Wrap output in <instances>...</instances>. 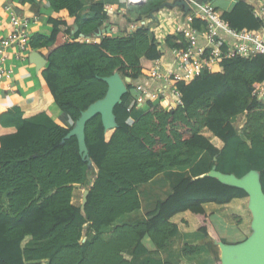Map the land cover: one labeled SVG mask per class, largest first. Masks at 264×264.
Instances as JSON below:
<instances>
[{
	"label": "trees",
	"instance_id": "trees-1",
	"mask_svg": "<svg viewBox=\"0 0 264 264\" xmlns=\"http://www.w3.org/2000/svg\"><path fill=\"white\" fill-rule=\"evenodd\" d=\"M46 1L55 14L65 12L73 21L50 17L49 33L31 37L30 46L45 49L47 62L31 111L0 102V122L14 120L15 128L0 137V264H148L146 239L156 252L174 239L178 264H222V240L206 206L223 207L229 222L249 237V224L243 226L251 216L248 194L202 175L213 171L241 179L258 172L264 194V99L256 94L264 80L263 57L220 60L215 71L176 82L180 106L147 102L145 110H128L135 84L163 56L149 26L80 43V34L91 36L109 21L104 6L92 4L79 15L84 0ZM127 5L130 12L133 5ZM214 10L233 29L263 33L248 0L221 14ZM125 20L134 22L132 15ZM73 25L78 30L71 34ZM177 38L167 36L165 43L173 48ZM115 72L130 79L113 110L117 127L104 131L99 115L85 124L84 161L76 138L65 137L80 114L105 96L101 79ZM48 103L72 124L54 122ZM178 153L183 160L176 159ZM194 157L199 159L189 171L168 170L190 165ZM161 174L171 194L141 213L140 189ZM76 189L88 192L83 210L72 203ZM180 231L193 233L195 244L176 239Z\"/></svg>",
	"mask_w": 264,
	"mask_h": 264
},
{
	"label": "crops",
	"instance_id": "crops-1",
	"mask_svg": "<svg viewBox=\"0 0 264 264\" xmlns=\"http://www.w3.org/2000/svg\"><path fill=\"white\" fill-rule=\"evenodd\" d=\"M169 1V0H165ZM163 1V2H165ZM193 3H199V4H210L214 8H217L218 12L221 14L223 12L228 11L231 9L232 6L237 1L240 0H191ZM147 0L143 3L142 6L146 4ZM162 2V3H163ZM92 4H102L104 6V10L106 11L107 15L109 16V21H106L102 27L95 30V33L91 36H84L82 34L79 35V42L82 43L83 39H90L94 40L95 43L98 42L99 38L101 36H125L129 32H132L136 28L139 27V25L147 19V15L150 10H152L154 7L158 6L159 4H156L153 6L150 10L145 13V16H141L142 20L140 19V13H134L131 14L128 12L127 9L123 6L127 5V0H84L83 2V8L81 10V13L79 15H85L87 12H89V8ZM161 4V3H160ZM132 6V5H130ZM141 6V7H142ZM133 7V6H132ZM135 7V6H134ZM137 7V8H141ZM12 13L16 15L17 17L21 19H26L27 24V31L32 37L34 34L41 33V34H48L51 30V26L47 23L48 18H59L67 20L69 23H72L73 19L68 18L67 14L65 12H62L60 14H55L52 9L49 7L46 0H33V2H28L27 0H0V38L3 36H6L10 31V24L8 20V14ZM132 15L133 23H127L125 20V16ZM181 15V12L178 9L174 10L173 13V19L171 21H174L176 23L175 28L178 25H186L184 21L179 20V17ZM161 17V12L156 14V20L153 21L149 25L150 34L153 35L154 39L161 43L160 45V52L162 53V58L160 61L163 66L173 62V56L171 54V49L169 46H167V43H165V39L167 36H175L174 32H171L168 28H166V25L164 23H161L158 18ZM198 21V20H197ZM200 28V27H199ZM197 28V29H199ZM78 30V28H77ZM99 30H104V34H98ZM75 30L71 34L76 33ZM199 44L201 45L202 42L199 41ZM162 46V47H161ZM8 57L6 62L4 63L5 69L9 70L11 72V79L10 80H2L0 82V102L3 104L11 103L13 106L19 107L24 113H27L29 110H31L36 102L35 98L40 91V83L38 80V74L43 68L47 66V62L44 59V55L46 54L45 49H34L32 48L29 53L26 54L25 58L16 60L15 59V52L14 54L10 51H8ZM32 53H37L43 57L45 60V64L42 66V68L39 70L33 61L31 60ZM136 84H144L148 85L149 90L155 91L157 88L162 87V84L156 80H150L148 78L142 79L137 81ZM48 112L51 116V119L59 124L60 126L67 127L72 124L71 120L65 116L56 105L48 103ZM143 110H145L143 108ZM131 119V118H130ZM133 119L129 120L130 122ZM14 126V120H5L3 119L0 122V137L6 134H11L15 132ZM183 159V158H181ZM199 158L194 157L191 159L190 165L187 166H181L174 169H168L171 171L179 172V173H185L189 171V169L198 161ZM215 173L213 171L207 173L205 176H213ZM220 175V174H218ZM250 175H254L258 178L259 173L258 172H250L245 177H248ZM222 176V175H221ZM233 176V175H232ZM225 177V176H222ZM214 178V177H213ZM215 179L218 180L216 177ZM223 183V182H222ZM226 185H230L228 183H223ZM164 185V184H163ZM167 185V184H166ZM160 184L155 183L154 180L151 181L149 184L143 186L140 189V196L141 201L143 202V209L141 210V213H144L145 211H151V198L154 196H157L159 191ZM75 192V191H74ZM73 192V194H74ZM171 194V188H167L166 192L163 194V198L167 197ZM206 210L210 211V221L215 226L216 231L219 234V237L222 240L223 244L229 245L232 244L235 237H238V235H234V226L229 222L230 219L228 215L226 214V211L223 207L215 206L214 204H210L206 206ZM220 222H224L225 224L221 227L218 226ZM231 228V229H229ZM238 231V230H237ZM193 233H185L179 232V236L182 237L183 240L186 242L195 244V242L190 238L189 235H192ZM239 236H243L242 234H239ZM146 239L144 241V245L146 246L148 250V254L143 257V259L146 260L148 264H163L164 262H170L172 264H178L177 259L175 256L170 257L173 253V239L169 240V242L166 243V246L163 250L156 252L154 247L147 245ZM223 240H226V242H223ZM172 242V243H171ZM151 243V242H150Z\"/></svg>",
	"mask_w": 264,
	"mask_h": 264
},
{
	"label": "built area",
	"instance_id": "built-area-1",
	"mask_svg": "<svg viewBox=\"0 0 264 264\" xmlns=\"http://www.w3.org/2000/svg\"><path fill=\"white\" fill-rule=\"evenodd\" d=\"M188 1L191 11L187 15L181 12L179 16V20L184 21L186 25H178L174 30L178 38L175 40L176 46L171 49L173 62L171 65L163 66L160 61H156L144 78L156 80L162 84V87L151 91L148 85L135 84L134 99L128 110L133 106L143 108L147 102L158 103L165 109L180 106L182 100L175 83L189 82L199 76L203 70L215 71L220 60L233 57L251 59L257 54H260L264 60V30L261 36H254L246 30L233 29L220 18L212 5ZM248 1L254 7V17L262 20L264 24V0ZM127 2L129 4L131 0ZM131 3L140 6L141 1ZM8 20L11 31L0 38V82L11 79V72L4 67L8 51L13 54L15 52V59L19 60L25 58L32 49L27 20L12 13L8 14ZM196 20L200 22L199 29L193 26ZM141 26H146L145 20L139 25ZM199 41L202 42L201 45ZM82 42L95 43L90 39H83ZM256 94L258 99H264V80Z\"/></svg>",
	"mask_w": 264,
	"mask_h": 264
},
{
	"label": "water",
	"instance_id": "water-1",
	"mask_svg": "<svg viewBox=\"0 0 264 264\" xmlns=\"http://www.w3.org/2000/svg\"><path fill=\"white\" fill-rule=\"evenodd\" d=\"M144 2L145 0H142L140 5ZM129 4L132 5L133 3L130 2ZM175 9L187 15L191 11V6L188 0H169L154 7L146 17L155 21L157 13L162 10ZM75 30L77 31V26L73 25V32ZM104 33V30H99L97 35ZM31 60L39 70L45 64L43 57L37 53H32ZM101 80L107 85L105 96L92 103L80 114L65 137V139L76 138L78 152L84 161L89 160L85 145V124L94 116L99 115L104 131L115 129L117 124L113 110L115 106L121 104V98L127 92L126 85L130 83L129 78L123 80L116 72L112 76L102 78ZM218 174L210 177H217L220 182L243 189L251 197L249 210L253 215L252 228L255 230L241 245H234L232 247L223 243L219 244L222 264H264V194L259 184V179L254 175L237 179L232 175H222L225 176L222 177L221 174ZM87 193V191L82 192L81 210H83L86 203Z\"/></svg>",
	"mask_w": 264,
	"mask_h": 264
},
{
	"label": "rangeland",
	"instance_id": "rangeland-1",
	"mask_svg": "<svg viewBox=\"0 0 264 264\" xmlns=\"http://www.w3.org/2000/svg\"><path fill=\"white\" fill-rule=\"evenodd\" d=\"M163 1L165 0H153V2L151 1H148L147 2V6L146 7H141V8H137V7H131V10H130V13L131 14H134V13H143L145 14L147 12V10L149 9L148 7L150 6H154L156 4H159V3H162ZM173 13H174V10H162L161 11V17L158 18V20H160L161 23H164L166 25V28H168L169 30H171V32H174V27L176 25V23L174 21H171V19H173ZM147 15V14H146ZM179 17V16H178ZM146 21V26H149L151 24V20L150 19H145ZM144 108V107H143ZM146 109V107L144 108ZM31 111V110H30ZM29 111V112H30ZM51 114V113H50ZM174 156V155H173ZM175 157V156H174ZM177 157V158H176ZM176 159L178 160H183L181 159L182 157H180V153H178L176 155ZM179 173V172H178ZM182 174V173H181ZM155 183H159L160 184V187H159V191H158V194L157 196H154L151 198V202H152V205L155 204V202L158 200V199H161L163 198V194L166 192V189L167 188H171V184L170 182L167 180L166 176L165 175H158L155 179H153ZM152 180V181H153ZM164 184V185H163ZM167 184V185H166ZM251 197L248 196L247 199L245 200V204L246 206L250 207L251 205ZM82 202V191L81 190H78L76 189L73 196H72V203L74 205H77V206H80ZM251 216L248 218V220L244 223L243 226H250V229L252 230V233L251 235L255 232V230L252 228V223H253V215L252 213H250ZM234 235H238V237H235L234 240H237V241H233L232 244H229V246H232L234 247V245H241L245 242L246 239H248L249 237H244V236H239V234H241L239 231H237V229L234 227ZM180 238V236L176 237V239ZM174 240V239H173ZM174 242V241H173ZM223 242H226V240H223ZM147 245L151 246L152 247V244L150 243L149 240L146 241ZM172 243V242H171ZM176 254H172L170 257H173L175 256ZM220 255H221V252H220ZM222 256V255H221ZM221 258V257H220ZM177 259V258H176ZM177 261H179L177 259ZM178 263V262H177ZM183 264H184V260H183Z\"/></svg>",
	"mask_w": 264,
	"mask_h": 264
},
{
	"label": "bare ground",
	"instance_id": "bare-ground-1",
	"mask_svg": "<svg viewBox=\"0 0 264 264\" xmlns=\"http://www.w3.org/2000/svg\"><path fill=\"white\" fill-rule=\"evenodd\" d=\"M138 1H142V0H131V2H138Z\"/></svg>",
	"mask_w": 264,
	"mask_h": 264
},
{
	"label": "clouds",
	"instance_id": "clouds-1",
	"mask_svg": "<svg viewBox=\"0 0 264 264\" xmlns=\"http://www.w3.org/2000/svg\"><path fill=\"white\" fill-rule=\"evenodd\" d=\"M127 4H128V2H127ZM131 5V4H130ZM133 5V4H132ZM143 5V4H142ZM142 5H140V6H142ZM133 6H136V5H133Z\"/></svg>",
	"mask_w": 264,
	"mask_h": 264
}]
</instances>
